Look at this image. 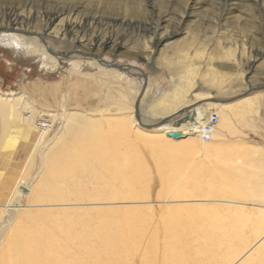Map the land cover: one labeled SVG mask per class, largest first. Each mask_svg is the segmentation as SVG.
<instances>
[{
  "label": "rangeland",
  "instance_id": "obj_1",
  "mask_svg": "<svg viewBox=\"0 0 264 264\" xmlns=\"http://www.w3.org/2000/svg\"><path fill=\"white\" fill-rule=\"evenodd\" d=\"M12 7L28 20L31 18L27 25L37 31L47 11L62 8L61 19L70 14L76 19L88 20L86 30L80 33L84 44L78 46V54H61L47 63L38 53L17 51L13 45L0 41V92L13 94L20 116L36 125L35 134L31 135L19 129V122L12 118L1 123L5 129L0 130V146L7 145L8 149H0V246L23 212L64 206L71 209L126 207L104 201L56 205L33 198L39 187L53 186L56 182L47 175L50 165L46 156L63 131L66 114L107 116L114 123L125 116L137 123L134 103L142 84L141 72L106 67L95 57L137 66L147 75L149 91L140 102L138 112L141 118L143 115L146 118L142 119L143 124L158 118L147 112L148 99L169 91L173 82L185 75L194 77L187 94L189 101L198 92L210 93L217 100H233L244 95L249 84H264V0H0V19L5 20L7 10ZM159 34L163 36L158 38ZM97 37H110L112 42L101 41L97 45ZM46 38L51 48L60 51L76 45L66 40L57 42L50 36ZM186 69L192 72L189 74ZM216 79L220 80L219 85ZM249 95L255 103L238 112L228 110L221 122L217 121L210 140H203L198 133L176 138L166 132L153 133L157 142L177 143L176 148L154 146L150 153L156 154L155 164L173 183L167 191L172 189L171 195L180 197L167 199L180 200L164 202L157 192L159 182H152L150 198H147L150 202L138 204L149 207L144 219L151 227L144 225L145 233L149 235L153 224L162 219L160 211L164 207L211 204L213 207L205 210L208 215L217 216L213 230H227L224 237H218L224 248L218 255L208 252V258L197 264L264 263V88L253 90ZM39 120L50 125L48 130L38 125ZM22 127L25 129V125ZM186 137L189 142L184 141ZM193 176L197 178L193 180ZM194 181L203 182V187L208 185L209 193H204L200 186L194 189ZM181 188L186 190L185 194L177 192ZM134 205L137 204L131 206ZM199 214L196 209L163 220L174 230L188 232L196 226L185 222L195 223ZM119 215L122 219L126 217ZM254 225L259 226L260 232H254ZM241 229L245 231L246 244L253 245L251 258L244 240L234 234ZM257 238L261 239L256 242ZM228 243L232 245L227 247ZM231 246L237 248L228 250ZM143 251L144 247L137 250ZM191 255L194 257L193 252Z\"/></svg>",
  "mask_w": 264,
  "mask_h": 264
},
{
  "label": "bare ground",
  "instance_id": "obj_2",
  "mask_svg": "<svg viewBox=\"0 0 264 264\" xmlns=\"http://www.w3.org/2000/svg\"><path fill=\"white\" fill-rule=\"evenodd\" d=\"M61 9L44 12V23L37 28L38 30L41 28L37 31L30 29L27 25L31 18L28 20L20 13V10L18 12L17 8H9L6 17L4 16L5 20L2 19L3 17L0 19V41L13 45L17 51L25 50L29 53H38L44 63L56 60V57L61 54L71 53L70 56L78 54V46L83 47L84 44L80 33L86 30L88 19H76L70 14H66L61 19L59 17L62 13ZM79 18L81 17L79 16ZM47 36L56 38L57 42L66 40L76 45L73 48L67 46L66 49L60 51L49 46L46 42ZM162 36L163 34H159L158 38ZM101 41L110 43L112 39L110 37L95 39L97 45H100ZM185 72L192 71L186 69ZM210 78L207 79L208 82H211ZM236 80L238 78L232 81ZM193 81L194 77L191 74L185 75L184 78L175 80L169 91L148 99L147 112L158 116L157 119L175 114L185 106H192L188 112V114H192V118L182 122L178 127L165 123L151 129L142 126L136 128L140 124L125 116L117 119L114 123L113 119L107 116L93 118L72 112L66 114L63 131L57 137L55 147L50 149L46 156L50 165L47 175L56 182L53 186L39 187V190L34 193V200L53 202L56 205L104 201L109 205L119 203L126 207L71 209L64 206L59 209L20 213L16 224L11 227L5 242L0 246V264H197L196 262L202 263L205 258H208L207 253L210 251L217 255L221 254L224 246L220 244L218 237H224L227 230H219L220 232L213 230L216 226L215 218L217 216H210L206 211L213 207L211 204L164 207L160 211L162 219L153 224L149 235L145 233L146 226L149 224L144 219V213L148 211L149 207L138 205L150 202V199L147 200V198H150L151 184L154 181L159 182L160 188L156 191L160 197L164 198V202L180 200L178 194L171 195L172 189L167 191V188L173 183L169 182L170 179L166 174L162 175L163 170L158 164H155L156 154L152 156V152L150 153L154 146L166 148L167 145L170 148H176L177 143L157 142L153 133H165L170 130L180 132L181 136L191 135L197 133L211 112L217 113L220 123L228 110L238 112L244 106L255 103L250 98L251 91L248 92L250 87L258 86H251L253 83L249 84L250 87L248 86L244 95L233 100L221 103L207 101L209 98L214 99L212 94L195 92V98L189 101L187 94L193 86ZM216 83L219 85L220 80L216 79ZM246 88L247 86H245ZM148 91L147 80V86L140 102L148 94ZM17 102L13 94L0 92V130L5 129L1 123L12 118L19 122V129L22 128L34 135L36 125L26 122L23 116H20L16 108ZM140 102L138 103V112ZM196 102H200V104L195 105ZM201 106L203 107L201 108ZM142 119H146L144 115L142 118L140 117L141 123ZM24 125L25 129L22 127ZM38 125L46 130L50 126L42 120H39ZM167 127L171 129H165ZM184 141L189 142L188 137ZM132 144L136 146L133 147ZM0 149L4 151L8 147L2 145ZM165 151L167 150L165 149ZM120 155L123 156L119 160ZM159 156L161 157V155ZM169 159L171 160V158ZM196 178L193 176V180ZM202 183L194 181L192 187L196 189L200 186L201 189L204 188V193L208 194V185L203 187ZM30 192L32 193V190ZM177 192L185 194L186 190L181 188ZM168 197L178 198L167 199ZM187 197L189 199V196ZM158 202L160 204V201ZM132 204L137 205L132 207ZM196 209L200 211L198 220L195 223L193 221L185 222L188 226H196L193 231L174 230L163 220L164 217H179L183 215V212H194ZM119 214L126 217L122 219ZM179 224L185 226L182 223ZM244 225L245 223L242 227ZM254 227L255 233L260 232L258 225H254ZM235 233L241 241L244 240V244L248 246L246 250L250 253L253 245L246 244L245 231L241 229ZM257 237L259 236L257 235ZM260 239L257 238L256 242ZM230 245L232 243L226 244L227 247ZM138 247H144V251L137 252L140 249H137ZM234 248L237 247L231 246L228 250ZM192 252L194 257L191 255ZM249 257L251 258V253ZM262 264L264 263L262 262Z\"/></svg>",
  "mask_w": 264,
  "mask_h": 264
},
{
  "label": "water",
  "instance_id": "obj_3",
  "mask_svg": "<svg viewBox=\"0 0 264 264\" xmlns=\"http://www.w3.org/2000/svg\"><path fill=\"white\" fill-rule=\"evenodd\" d=\"M95 58H96V60L98 62L104 64L106 67L116 68V69H118L120 71H129V70L135 69V70H138L139 72H141L142 84H141V87L139 89V92H138V94L136 96V100H135V103H134V108H135L134 116H135L137 122L142 127L151 129V128L160 126V125L165 124V123H170L173 127H178L182 122H185L186 120L192 118V114H188V112L192 108V106H185V107L181 108L175 114H172L170 116H164V117L159 118V119H155V121L152 122V123L142 124L141 121H140V116L138 114V103L140 102V100H141V98H142V96L144 94V91L146 89V86H147V80H148L147 75L139 67L131 65V64H127V63L118 64V63H115V62H112V61L105 60V59H103L101 57H95ZM262 88H264V84H261V85L255 86V87H250L248 92L249 91H253V90H257V89H262ZM211 100L212 101H218V102L225 101V100H217V99H211ZM166 134L168 136H171V137H174V138L181 136V133L177 132V131H169V132H166ZM20 188L21 189H25L22 186H20Z\"/></svg>",
  "mask_w": 264,
  "mask_h": 264
},
{
  "label": "built area",
  "instance_id": "obj_4",
  "mask_svg": "<svg viewBox=\"0 0 264 264\" xmlns=\"http://www.w3.org/2000/svg\"><path fill=\"white\" fill-rule=\"evenodd\" d=\"M218 121V115L216 112H211L206 119L203 121L201 127L197 130L198 135L203 140H210L214 130L215 126Z\"/></svg>",
  "mask_w": 264,
  "mask_h": 264
}]
</instances>
